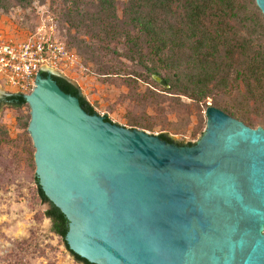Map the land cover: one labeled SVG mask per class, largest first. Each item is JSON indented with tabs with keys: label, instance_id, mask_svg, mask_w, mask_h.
Masks as SVG:
<instances>
[{
	"label": "water",
	"instance_id": "water-1",
	"mask_svg": "<svg viewBox=\"0 0 264 264\" xmlns=\"http://www.w3.org/2000/svg\"><path fill=\"white\" fill-rule=\"evenodd\" d=\"M53 76L69 81L42 66L24 97L36 176L69 221L73 253L91 264H264V128L209 106L203 136L179 146L89 114Z\"/></svg>",
	"mask_w": 264,
	"mask_h": 264
},
{
	"label": "rangeland",
	"instance_id": "rangeland-1",
	"mask_svg": "<svg viewBox=\"0 0 264 264\" xmlns=\"http://www.w3.org/2000/svg\"><path fill=\"white\" fill-rule=\"evenodd\" d=\"M103 1L0 0L8 7L0 9V35L25 38L41 25H54L55 36L77 58L74 68L63 75L74 82L97 114L125 128L164 135L175 145L191 146L206 131L209 106L251 128H264L260 94L264 89L257 98L247 95V85H255L254 76L248 74L245 81L238 75L248 69L254 56L251 50L221 60L226 69L217 81L199 83L193 77L195 82L190 83L183 75L198 73L190 67L182 72L161 68L152 72L157 62L146 38L137 51L127 44L128 37L139 36L125 16L128 0H113V6ZM234 1V10L227 12L233 29L229 38L252 42V51L264 46V15L255 0ZM144 10L145 15L151 13ZM151 16L158 18V32L167 28L163 16ZM140 57L148 62H140ZM159 79L169 84L164 86ZM261 85L264 88V81ZM204 92L208 97H203ZM6 94L0 87V102ZM30 120L28 104L22 108L0 104V264H81L63 239L51 232V220L45 216L49 204L41 201L34 180Z\"/></svg>",
	"mask_w": 264,
	"mask_h": 264
},
{
	"label": "trees",
	"instance_id": "trees-1",
	"mask_svg": "<svg viewBox=\"0 0 264 264\" xmlns=\"http://www.w3.org/2000/svg\"><path fill=\"white\" fill-rule=\"evenodd\" d=\"M102 4L113 6L114 2L113 0H105ZM233 4H235L234 0H128L125 5V16L129 18L128 25L137 29L139 36L128 37L127 44L132 46L134 51H137L143 39L146 38L145 44L151 50L153 57H156L157 62L151 71L157 72V68H161L170 72H182L185 68L190 67L198 72L193 76L190 74L183 75L190 83L195 82L193 77L198 79L199 83L217 81V78L226 69L221 60H226L237 53H250L249 49L254 56L250 60L248 69L239 71L238 75L245 81L248 74L254 76L253 83L255 85L249 83L246 87V93L257 98L258 92L260 90L263 92L264 89L261 85L264 81V46L258 45L252 51L254 47L252 42L229 38L233 29L227 22L229 20L227 12L234 10ZM0 9H8V7L0 3ZM144 9L151 13L145 15ZM215 10L218 13H214ZM154 13L165 18L164 24L168 25L165 30L157 31L158 18L151 16ZM215 20L216 22H214ZM139 61L148 62L144 57H140ZM41 74L44 78L49 76L46 72ZM53 79L65 93L78 97L81 106L89 114H96L94 108L81 96L76 86L61 77L53 76ZM165 82L169 84L167 81ZM179 82L182 83V78H179ZM223 83L225 82L223 81ZM260 94L264 100V94ZM204 96L208 97V94L204 92ZM7 104L14 108H22L27 105V102L24 96H9L7 97ZM106 121L112 122L107 116ZM160 137L170 142L166 136L160 135ZM34 180L41 201L49 204L45 216L51 220V232L63 239L67 249L78 263L91 264L69 249L65 240L69 230L68 219L45 195L36 175Z\"/></svg>",
	"mask_w": 264,
	"mask_h": 264
},
{
	"label": "built area",
	"instance_id": "built-area-1",
	"mask_svg": "<svg viewBox=\"0 0 264 264\" xmlns=\"http://www.w3.org/2000/svg\"><path fill=\"white\" fill-rule=\"evenodd\" d=\"M55 32L54 25L50 28L41 25L25 38L0 35V87L5 92L19 96L31 94L42 66L62 75L74 68L75 54Z\"/></svg>",
	"mask_w": 264,
	"mask_h": 264
},
{
	"label": "flooded vegetation",
	"instance_id": "flooded-vegetation-1",
	"mask_svg": "<svg viewBox=\"0 0 264 264\" xmlns=\"http://www.w3.org/2000/svg\"><path fill=\"white\" fill-rule=\"evenodd\" d=\"M1 103H6L7 104V97L5 96L4 99L1 100L0 104Z\"/></svg>",
	"mask_w": 264,
	"mask_h": 264
}]
</instances>
